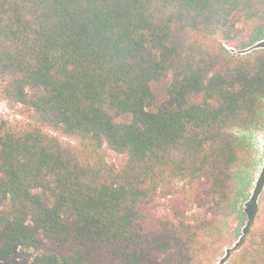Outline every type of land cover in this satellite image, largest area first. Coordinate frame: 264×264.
I'll return each mask as SVG.
<instances>
[{
  "label": "trees",
  "instance_id": "obj_1",
  "mask_svg": "<svg viewBox=\"0 0 264 264\" xmlns=\"http://www.w3.org/2000/svg\"><path fill=\"white\" fill-rule=\"evenodd\" d=\"M263 40L264 0H0V264H264Z\"/></svg>",
  "mask_w": 264,
  "mask_h": 264
},
{
  "label": "rangeland",
  "instance_id": "obj_2",
  "mask_svg": "<svg viewBox=\"0 0 264 264\" xmlns=\"http://www.w3.org/2000/svg\"><path fill=\"white\" fill-rule=\"evenodd\" d=\"M256 50H264V40L255 45ZM170 80H164L153 84V90L162 94ZM16 111H10L6 104L0 101V117L14 119ZM264 118V114H263ZM240 138L244 147V161L238 168V187L240 199L238 201L239 222L236 225V233L242 231L247 222V215L250 208L257 203L259 194L264 186V122L258 130L241 133ZM110 162H114L111 157ZM235 244L224 250V259L228 251L234 248Z\"/></svg>",
  "mask_w": 264,
  "mask_h": 264
}]
</instances>
